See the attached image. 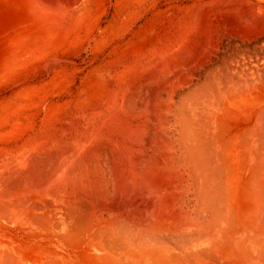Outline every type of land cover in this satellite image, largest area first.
<instances>
[{
    "label": "bare ground",
    "instance_id": "1",
    "mask_svg": "<svg viewBox=\"0 0 264 264\" xmlns=\"http://www.w3.org/2000/svg\"><path fill=\"white\" fill-rule=\"evenodd\" d=\"M0 264H264V0H0Z\"/></svg>",
    "mask_w": 264,
    "mask_h": 264
}]
</instances>
